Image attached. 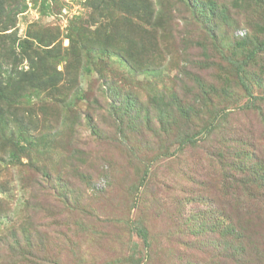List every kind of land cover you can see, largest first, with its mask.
<instances>
[{"label": "rangeland", "instance_id": "1", "mask_svg": "<svg viewBox=\"0 0 264 264\" xmlns=\"http://www.w3.org/2000/svg\"><path fill=\"white\" fill-rule=\"evenodd\" d=\"M259 45L264 0H0V264H264Z\"/></svg>", "mask_w": 264, "mask_h": 264}, {"label": "trees", "instance_id": "2", "mask_svg": "<svg viewBox=\"0 0 264 264\" xmlns=\"http://www.w3.org/2000/svg\"><path fill=\"white\" fill-rule=\"evenodd\" d=\"M261 50H264V46L262 45V46H256V48H254L251 52H250V54L241 62V64H240V67H239V69L241 70V69H243V67L248 63V61H249V59H251V58H253L254 57V55L258 52V51H261ZM0 93L2 94L3 92H2V90L0 89ZM0 94V95H1ZM190 141H193L192 139H190ZM24 146H22L21 145V148L20 149H24L23 148ZM21 151V150H20ZM11 156L14 158V159H17L16 158V156H15V154H14V152L12 151V153H11ZM141 234H144L143 232H140ZM144 239H145V235H143L142 236Z\"/></svg>", "mask_w": 264, "mask_h": 264}]
</instances>
